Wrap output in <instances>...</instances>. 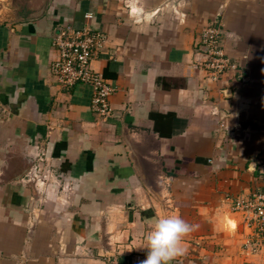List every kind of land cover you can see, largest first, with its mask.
Here are the masks:
<instances>
[{"label":"crops","instance_id":"0c3cea01","mask_svg":"<svg viewBox=\"0 0 264 264\" xmlns=\"http://www.w3.org/2000/svg\"><path fill=\"white\" fill-rule=\"evenodd\" d=\"M212 22L219 73L198 42ZM85 26L106 35V120L49 68L53 37ZM262 164L264 0H0V264L129 262L171 215L198 225L172 264H264L230 203L264 192Z\"/></svg>","mask_w":264,"mask_h":264},{"label":"built area","instance_id":"2783aa9c","mask_svg":"<svg viewBox=\"0 0 264 264\" xmlns=\"http://www.w3.org/2000/svg\"><path fill=\"white\" fill-rule=\"evenodd\" d=\"M85 18L91 19L92 14H85ZM220 35L218 23L212 22L204 29L199 43L209 57L205 65L214 73L221 72L228 61L227 58H223ZM105 41L104 32L88 26L82 29L70 27L61 29L53 37V46L58 54L50 62L49 67L52 75L64 87L77 83L90 86L92 90L90 108L97 112L102 120H106L112 113L109 97L115 89L100 72L92 68L91 60L103 49ZM236 203L235 208L244 213L246 226L250 228L244 247L247 251H260L264 248V192L253 191L246 198L237 199ZM145 258L146 254L142 253L134 260L122 264H139Z\"/></svg>","mask_w":264,"mask_h":264},{"label":"clouds","instance_id":"9594fccd","mask_svg":"<svg viewBox=\"0 0 264 264\" xmlns=\"http://www.w3.org/2000/svg\"><path fill=\"white\" fill-rule=\"evenodd\" d=\"M197 227L198 225L190 224L179 215L155 219L143 242L135 246L147 249L146 258L139 264H172L178 257L186 254L184 239ZM225 228L234 232L237 228L236 220L227 219Z\"/></svg>","mask_w":264,"mask_h":264},{"label":"rangeland","instance_id":"374dc122","mask_svg":"<svg viewBox=\"0 0 264 264\" xmlns=\"http://www.w3.org/2000/svg\"><path fill=\"white\" fill-rule=\"evenodd\" d=\"M209 25V24H208ZM207 25V26H208ZM207 26L204 28V29H206L207 28ZM204 29L199 33V40H198V42L200 43V40H201V35H202V33H203V31H204ZM221 36V35H220ZM201 47V46H200ZM202 49V48H201ZM222 52H223V49H222ZM223 58H227L228 56L225 54V52H223ZM256 161H258V160H256ZM263 165V164H262ZM262 165H260V166H262ZM36 179L39 181V176L38 177H36ZM254 191H256V190H254ZM251 192H253V191H249L248 192V195L251 193ZM248 195H243V196H234V197H231L230 198V203H231V209L233 210V211H237V212H240L242 215H243V221H244V224L245 225H247V221H246V219H245V215H244V213L243 212H241V210H239V209H236L235 208V206H236V200L238 199V200H240L241 198H246V196H248ZM247 227V226H246ZM247 229L249 230V234H250V228H248L247 227ZM248 234V235H249ZM247 239V238H246ZM243 247H244V243H243ZM245 248V247H244ZM246 249V248H245ZM140 255H142V254H140Z\"/></svg>","mask_w":264,"mask_h":264}]
</instances>
